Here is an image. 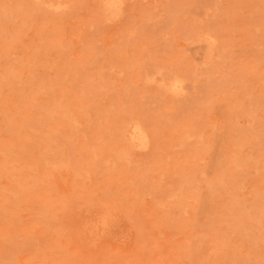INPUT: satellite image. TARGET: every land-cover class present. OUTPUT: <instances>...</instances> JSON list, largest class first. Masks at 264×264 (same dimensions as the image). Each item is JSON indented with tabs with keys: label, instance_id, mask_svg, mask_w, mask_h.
<instances>
[{
	"label": "rangeland",
	"instance_id": "rangeland-1",
	"mask_svg": "<svg viewBox=\"0 0 264 264\" xmlns=\"http://www.w3.org/2000/svg\"><path fill=\"white\" fill-rule=\"evenodd\" d=\"M0 264H264V0H0Z\"/></svg>",
	"mask_w": 264,
	"mask_h": 264
},
{
	"label": "bare ground",
	"instance_id": "bare-ground-1",
	"mask_svg": "<svg viewBox=\"0 0 264 264\" xmlns=\"http://www.w3.org/2000/svg\"><path fill=\"white\" fill-rule=\"evenodd\" d=\"M114 5L115 2H106L104 4V6H108L109 8ZM161 86L166 87L164 83ZM169 87L178 93L182 86L177 81H173L170 83ZM123 133L131 143H137L140 146H145L146 144L148 145V139L144 134L143 129L136 124H126ZM113 220L114 219L111 218V215H107V213H101V215L92 221L93 223L89 228V232L91 234L97 235V233L100 231L99 235L108 242L119 240V238H121V231L117 229L118 225H116Z\"/></svg>",
	"mask_w": 264,
	"mask_h": 264
}]
</instances>
